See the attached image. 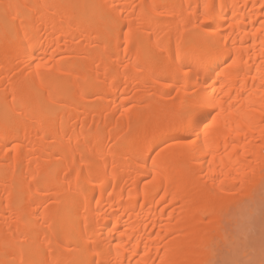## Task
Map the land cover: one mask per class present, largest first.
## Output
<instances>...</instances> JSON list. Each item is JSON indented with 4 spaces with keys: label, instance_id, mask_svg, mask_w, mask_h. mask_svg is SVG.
Instances as JSON below:
<instances>
[{
    "label": "bare ground",
    "instance_id": "bare-ground-1",
    "mask_svg": "<svg viewBox=\"0 0 264 264\" xmlns=\"http://www.w3.org/2000/svg\"><path fill=\"white\" fill-rule=\"evenodd\" d=\"M262 21L264 0H0V264L231 260L264 185Z\"/></svg>",
    "mask_w": 264,
    "mask_h": 264
},
{
    "label": "snow or ice",
    "instance_id": "snow-or-ice-1",
    "mask_svg": "<svg viewBox=\"0 0 264 264\" xmlns=\"http://www.w3.org/2000/svg\"><path fill=\"white\" fill-rule=\"evenodd\" d=\"M264 25V21L261 22ZM195 119V118H194ZM216 117H212L215 121ZM207 127V125H205ZM247 212L243 218L242 223L235 224V231L240 236H247L253 231L254 223L259 217L261 222V236L259 242V256L256 258V248L244 247L238 251L231 260L224 262V264H264V185L254 197L246 202ZM139 264V262H137ZM208 264H217L215 261H209Z\"/></svg>",
    "mask_w": 264,
    "mask_h": 264
},
{
    "label": "rangeland",
    "instance_id": "rangeland-1",
    "mask_svg": "<svg viewBox=\"0 0 264 264\" xmlns=\"http://www.w3.org/2000/svg\"><path fill=\"white\" fill-rule=\"evenodd\" d=\"M247 209V208H246ZM245 209V210H246ZM242 212H244V214H242ZM240 211V214L238 213V215L236 214V216L233 218L230 216V218H233L234 221L233 222H229V223H226L224 222V224L228 227L227 230H230L231 233L229 232L230 235H227V243L230 244L227 245L228 247L226 248H229L230 247V251L232 255L231 256V259L234 257V255L240 251L241 249H243L244 247H249V248H252L253 246L256 248V253H255V256L256 258H258L259 256V242H260V236H261V222H260V219L259 217H257L255 223H254V226H253V231L251 233H249L247 236H240L236 231H235V224L236 223H242L243 222V218L246 214V211ZM240 215V216H239ZM233 216V215H232ZM238 218V220L236 219ZM229 219V218H228ZM231 219V220H233ZM225 227V228H227ZM225 230V229H224ZM235 236V238L237 239H234L233 237ZM230 236V237H229ZM239 239V240H238ZM235 241V243H234ZM237 242V243H236ZM235 247V248H234ZM217 264H219L217 262ZM222 264V263H221ZM224 264V263H223Z\"/></svg>",
    "mask_w": 264,
    "mask_h": 264
}]
</instances>
